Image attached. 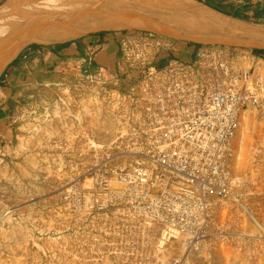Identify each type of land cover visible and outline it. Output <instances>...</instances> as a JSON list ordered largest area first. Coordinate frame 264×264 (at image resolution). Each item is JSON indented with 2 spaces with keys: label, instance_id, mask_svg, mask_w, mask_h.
Segmentation results:
<instances>
[{
  "label": "rangeland",
  "instance_id": "374dc122",
  "mask_svg": "<svg viewBox=\"0 0 264 264\" xmlns=\"http://www.w3.org/2000/svg\"><path fill=\"white\" fill-rule=\"evenodd\" d=\"M199 44L234 49L264 86L255 47ZM39 65L0 150V264H264V98L238 119L224 192L149 165L147 182L129 183L119 171L137 146L122 142L107 96L77 87L78 63Z\"/></svg>",
  "mask_w": 264,
  "mask_h": 264
},
{
  "label": "built area",
  "instance_id": "2783aa9c",
  "mask_svg": "<svg viewBox=\"0 0 264 264\" xmlns=\"http://www.w3.org/2000/svg\"><path fill=\"white\" fill-rule=\"evenodd\" d=\"M173 41L146 29L120 30L115 72L81 69L76 85L103 92L122 142L137 146L130 155L135 164L119 171L123 180L147 182L149 165L224 192L238 119L264 98L260 74L238 66L229 46L201 44L185 59Z\"/></svg>",
  "mask_w": 264,
  "mask_h": 264
},
{
  "label": "bare ground",
  "instance_id": "6f19581e",
  "mask_svg": "<svg viewBox=\"0 0 264 264\" xmlns=\"http://www.w3.org/2000/svg\"><path fill=\"white\" fill-rule=\"evenodd\" d=\"M35 1L53 5L31 6ZM163 6L169 9L161 11ZM150 11V19L143 21ZM127 27L184 41L264 48V24L232 18L190 0H5L0 6V72L27 44L64 42Z\"/></svg>",
  "mask_w": 264,
  "mask_h": 264
},
{
  "label": "crops",
  "instance_id": "0c3cea01",
  "mask_svg": "<svg viewBox=\"0 0 264 264\" xmlns=\"http://www.w3.org/2000/svg\"><path fill=\"white\" fill-rule=\"evenodd\" d=\"M5 0H0V4ZM192 2L206 6L216 12L230 16L252 15L253 7L256 3H262L264 0H190ZM221 10V11H218ZM91 33L64 42H69L63 46L64 42L49 43L40 45L39 48H29L23 51V48L0 72V150L7 146V140L12 137V131L9 127L10 120L17 110V97L23 95L24 88L33 80L32 70L35 66L42 64L44 70L41 73L49 71H60L65 69L66 65L79 64L80 69H86L93 73L98 68L114 72L119 58V47L117 44V35L113 33H104L102 35H90ZM42 44V43H40ZM201 44L193 42L187 44V41L179 42L176 49L178 55L182 58H192ZM264 49V48H259ZM41 55V56H40ZM18 56V57H17ZM41 57V60L37 62ZM252 61H264V53L252 55ZM163 59L161 62H164ZM40 66V65H39ZM41 78H43V75ZM27 89V88H26Z\"/></svg>",
  "mask_w": 264,
  "mask_h": 264
},
{
  "label": "trees",
  "instance_id": "16d2710c",
  "mask_svg": "<svg viewBox=\"0 0 264 264\" xmlns=\"http://www.w3.org/2000/svg\"><path fill=\"white\" fill-rule=\"evenodd\" d=\"M218 11H221V10H218ZM252 11H253L252 15L247 14L244 16H233V17L236 19H240V20H244V21H248V22L264 23V2L256 3V5L253 7ZM106 32L107 31H99V32L91 33V34L92 35H96V34L102 35ZM68 44H69V42L62 43L63 46H67ZM27 47L36 49V48H39L40 45H37V44L28 45L25 48H23V51H25L27 49ZM47 47H50V46L48 45ZM251 53H252V55L258 56L261 53H264V49L253 48V49H251ZM82 70L87 71L86 69H82Z\"/></svg>",
  "mask_w": 264,
  "mask_h": 264
}]
</instances>
